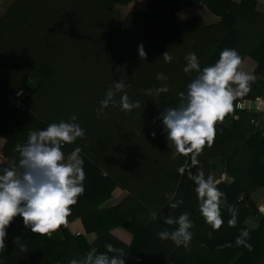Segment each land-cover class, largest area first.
<instances>
[{
	"label": "trees",
	"instance_id": "obj_1",
	"mask_svg": "<svg viewBox=\"0 0 264 264\" xmlns=\"http://www.w3.org/2000/svg\"><path fill=\"white\" fill-rule=\"evenodd\" d=\"M116 5H128L125 19L113 14ZM187 7H204L219 20L197 16L181 22L177 13ZM141 43L147 54L143 60ZM225 48L236 49L243 60L254 59L257 75L264 73V12L256 10L255 0H17L0 18V169L18 163L16 146L26 144L30 131L75 115L85 137L62 150L67 157L76 147L82 149L86 179L67 227L51 239L33 234L17 216L7 229L0 264H69L83 260L92 248L106 252L105 244L124 249L125 264H264V214L248 205L264 187V81L257 77L246 95L261 99V109L235 107L217 125L213 147L198 157L197 167L220 181L228 204L238 209L235 227L228 226L231 217L223 205L221 229L213 231L205 223L194 181L187 171L183 176L178 172L185 163L190 166V158L172 159L174 148L159 119L165 108L179 105L178 93L186 92L196 76L184 73L185 56L194 52L203 68L214 64ZM165 51L174 57L171 63L164 61ZM158 73L167 81L157 80ZM119 80L130 84L125 89L129 100L141 108L122 111L123 93H117V103L98 118L100 101ZM164 83L167 93L147 94ZM22 86L30 89L25 110L10 106L7 99ZM252 118H259L261 126L256 128ZM225 175L233 181L227 182ZM117 188L122 193L116 205L103 208ZM165 193H174L183 204L168 207ZM154 211L157 219L150 221ZM184 212L194 222L188 248L161 240L159 232L177 227L164 223L165 217ZM255 215L261 216L257 228L246 224ZM76 219L87 233L96 234L93 243L72 233L69 223ZM244 228L253 251L236 245Z\"/></svg>",
	"mask_w": 264,
	"mask_h": 264
},
{
	"label": "clouds",
	"instance_id": "obj_2",
	"mask_svg": "<svg viewBox=\"0 0 264 264\" xmlns=\"http://www.w3.org/2000/svg\"><path fill=\"white\" fill-rule=\"evenodd\" d=\"M185 17L181 15V19ZM139 57L146 58L143 43L138 45ZM166 63L174 59L167 51L163 54ZM184 73H196V76L187 85L186 92L178 93L180 103L177 107L165 108L160 114L167 141L174 148L172 159L177 156L190 158V166L185 163L178 172L181 176L187 171L189 179L194 181L195 192L199 202V211L205 223L213 231H219L224 224L221 207L226 206L230 214L229 227H235L238 218V209L228 204L227 197L222 192L218 181L211 173L205 177L198 157L204 149L213 147L217 136V125L223 124L229 115L234 114V102L237 98L250 93L257 76L253 71L245 70L244 60L234 48H225L219 54V59L212 65L201 68L200 61L194 52L185 56ZM157 80L167 81L168 77L158 73ZM130 87L124 80L114 82L113 87L105 93L100 101L97 117L104 114L109 105H115L117 93H123L119 100L122 111L131 113L141 108V104L131 102L125 89ZM147 94L159 96L167 93L166 83L160 87L146 90ZM22 91L17 95H22ZM77 117L72 115L69 121L50 123L45 129L29 132L26 144L17 145L19 153L18 163L12 167L0 169V252L6 250L5 243L8 236L7 229L17 216L22 217L25 228L33 234L45 236L49 239L58 233L61 227H67L68 217L72 208L84 194V160L76 147L67 157L62 150L65 144H73L77 139L85 137V130L76 123ZM155 137L156 133H152ZM191 168H196L193 173ZM171 203L168 207L178 208L183 200L175 199V194L165 193ZM157 212L149 215L150 221L157 219ZM167 225H177L169 231H161L157 235L161 240H171L176 247L188 248L193 239L191 229L194 222L190 213L184 212L173 218L168 215L164 219ZM211 236V233H209ZM250 232L247 228L241 229L236 238V245L253 251L248 243ZM19 237H16L15 243ZM230 246V245H227ZM106 252L98 253L92 248L83 260L72 259L69 264H125L124 249L116 248L112 244H105ZM21 250H25L21 248ZM108 253L116 255L109 256Z\"/></svg>",
	"mask_w": 264,
	"mask_h": 264
},
{
	"label": "crops",
	"instance_id": "obj_3",
	"mask_svg": "<svg viewBox=\"0 0 264 264\" xmlns=\"http://www.w3.org/2000/svg\"><path fill=\"white\" fill-rule=\"evenodd\" d=\"M17 0H0V18H2L7 11L11 8V6L16 2ZM234 2H240L241 0H233ZM256 1V10L260 13L264 12V0H255ZM129 12V7L128 5H116L113 8V14L120 20H123L127 17ZM181 15H183L185 18L181 19ZM197 16H203L207 22H217L219 18L212 13H210L206 8L204 7H187L182 10H180L177 13V17L181 22H186L189 21ZM244 68L245 70L248 71H253L254 74L257 75L256 71L258 68V63L250 58L247 57L244 59ZM228 122V121H227ZM225 180L227 182H232L233 179L230 178L229 176H225ZM122 193L121 188H117L114 192L113 195L110 199H108L103 205V208H108V207H113L117 203V197ZM251 200L253 203L258 207L259 211L264 214V187L258 189L256 192H254L251 196ZM261 222V216L260 215H255L251 216L250 218L247 219L246 224L248 226H252L254 228L259 227ZM70 230L72 233L74 231H80L82 232L81 235H84L86 239L88 240L89 243H93L97 236L95 233H87L85 230V227L81 221V219H76L72 222L69 223ZM124 232L128 233L127 231L124 230ZM75 234V233H74Z\"/></svg>",
	"mask_w": 264,
	"mask_h": 264
},
{
	"label": "built area",
	"instance_id": "obj_4",
	"mask_svg": "<svg viewBox=\"0 0 264 264\" xmlns=\"http://www.w3.org/2000/svg\"><path fill=\"white\" fill-rule=\"evenodd\" d=\"M259 78L264 81V73L259 75ZM22 91V95H17V92ZM30 96V89L26 86L20 87L16 92L8 94V103L10 106L25 110L26 105H25V100ZM255 102L256 103V109L255 110H260L262 107L261 99L256 98V99H250L246 95L241 98H237L236 100V105H239L237 109L239 110H246V109H251V104ZM251 123L257 128L261 126V120L259 118H252ZM75 235H81L82 232L80 231H74Z\"/></svg>",
	"mask_w": 264,
	"mask_h": 264
},
{
	"label": "water",
	"instance_id": "obj_5",
	"mask_svg": "<svg viewBox=\"0 0 264 264\" xmlns=\"http://www.w3.org/2000/svg\"><path fill=\"white\" fill-rule=\"evenodd\" d=\"M251 109H256V103L255 102H253L252 104H251ZM243 196L244 197H247V193H246V191L245 192H243ZM248 205L255 211V212H257L259 209H258V207L253 203V201L251 200V199H249L248 200Z\"/></svg>",
	"mask_w": 264,
	"mask_h": 264
},
{
	"label": "rangeland",
	"instance_id": "obj_6",
	"mask_svg": "<svg viewBox=\"0 0 264 264\" xmlns=\"http://www.w3.org/2000/svg\"><path fill=\"white\" fill-rule=\"evenodd\" d=\"M225 176H226V175H225ZM225 176H224V179H226Z\"/></svg>",
	"mask_w": 264,
	"mask_h": 264
}]
</instances>
